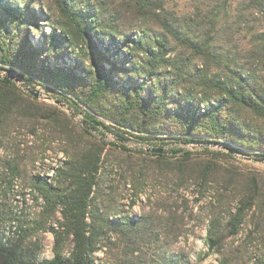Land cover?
<instances>
[{"label":"trees","instance_id":"trees-1","mask_svg":"<svg viewBox=\"0 0 264 264\" xmlns=\"http://www.w3.org/2000/svg\"><path fill=\"white\" fill-rule=\"evenodd\" d=\"M189 1L178 12L167 0H0V70L40 85L82 122L0 75V190L5 196L19 177L40 205L29 219L12 215L11 233L0 231V264H199L211 253L218 264H264V237L253 262L249 249L264 232V173L238 171L208 151L222 144L227 157L264 159V0ZM20 125L65 141L51 176L30 171L49 146L10 139ZM129 135L161 149L135 151L130 171L144 158L166 184L191 181L205 201L207 251L196 261L178 245L193 214L187 197H160L140 214L103 199L105 146ZM187 144L211 155L196 158ZM245 221L252 228L235 243ZM43 231L53 237L51 257H40Z\"/></svg>","mask_w":264,"mask_h":264},{"label":"rangeland","instance_id":"rangeland-1","mask_svg":"<svg viewBox=\"0 0 264 264\" xmlns=\"http://www.w3.org/2000/svg\"><path fill=\"white\" fill-rule=\"evenodd\" d=\"M233 1L235 2L236 0ZM167 5L176 9L178 12H184L190 9L189 0H167ZM40 26L41 31H47L49 29L48 25L40 24ZM33 37L32 40L36 41V36ZM2 74H11L17 78V80H13H15L20 86L21 81L17 75L0 70V75ZM36 89L40 90L42 93L38 98L39 101L57 105V107L72 117L76 126L82 125L80 122V115H71L68 109L54 101L50 96L51 92L46 91L40 85H36ZM29 128L30 127L26 125H20L14 128L10 133V139L14 142L21 143V147L25 141H27L29 145L31 144L35 146V148L49 146L45 153L38 152L37 149L39 157L38 160L35 161V164L30 168V171L32 174L39 173V175L46 174L51 176L53 169L60 165L62 159L66 157L64 152H62V149L65 147V141H60L59 137L61 135L59 136L49 128H44L42 125L35 126V135L30 134ZM92 133L96 134L94 131ZM128 137V140H117V145L110 144L105 146L102 157V178L104 180V187L102 190L103 199L105 200L107 195L113 197L115 199L116 209L121 214H140L143 208L147 210L149 207H153V205L155 206V204L160 201V197H166L169 194H172L173 196L178 194L181 196L184 195L189 199V208H193V214L187 218L186 227L188 229V234L186 238H181L178 245L189 253L193 261H196L198 254L207 251V247L204 243V236L208 222L205 215L208 212L205 210L204 213L200 210V205L205 203V201H196L198 193L196 187L191 181L184 185L178 184L177 181L166 184L162 173L157 168H150L148 161L144 158L138 159L134 171H130L129 165L132 160L129 157L140 156L141 154L135 153L137 150H149H147V145L145 143L137 142L138 139L133 136L129 135ZM104 139L106 141H114V136L111 132H107ZM156 142L159 144L162 143L161 140H156ZM121 143L132 150L122 148L120 146ZM161 146L164 147L165 154H171L170 150H168L172 147L171 143L165 142ZM186 147L194 152L196 158H206L211 155L209 152H206L201 145L187 144ZM208 149V151L212 152H221L216 155L221 164H232L238 171L264 173V162L254 159L248 154L235 152V158L227 157L222 155V153L227 150L222 144H209ZM20 153H23V151ZM3 154L4 152L0 150V155ZM134 176L135 178H133ZM213 196L214 191L211 189L206 195V200L212 199ZM34 197L31 188L28 187L25 181L19 177L14 178L13 184L5 196L0 190V231L4 232L6 235L11 233V229L13 228L9 226V223L11 222L10 217L12 215H19L21 211L28 215V219L33 217L40 209V205L36 202ZM38 201L41 202V199ZM235 203L236 201H233L232 199L230 205H234ZM225 210L222 209V215ZM198 212L200 213V216H198ZM56 215L59 217V213ZM250 227L252 228V225L249 226V223L245 221L242 230L235 239V243L245 237L246 232ZM38 237L43 244L40 257H51V247L53 244L52 234L49 231H43L38 234ZM262 237H264V232H256L253 241L249 244V249L252 254L251 262H253L256 256L261 253V245L263 243ZM199 264H218V255L216 253H211Z\"/></svg>","mask_w":264,"mask_h":264},{"label":"water","instance_id":"water-1","mask_svg":"<svg viewBox=\"0 0 264 264\" xmlns=\"http://www.w3.org/2000/svg\"><path fill=\"white\" fill-rule=\"evenodd\" d=\"M9 75H10V77H11L12 79L17 80V78H15L14 76H12L11 74H9ZM20 86H21L25 91H27V92H29L31 95H33L34 97L39 98V97L41 96V94H42L40 90H33L32 88L28 87V86H27L26 84H24L23 82L20 83ZM54 101H55L56 103L60 104L61 106L65 107L66 109H68V110L70 111L71 115H73V116L75 115L71 109H69L68 107H66L64 104L60 103L58 100H54ZM80 122H81V120H80ZM81 124H82V122H81ZM147 150H149V151H157V152L161 151V149H154V148H147ZM261 160H264V159H261Z\"/></svg>","mask_w":264,"mask_h":264}]
</instances>
